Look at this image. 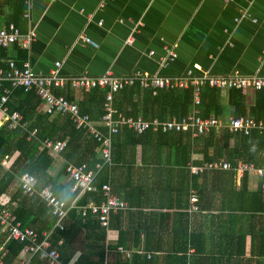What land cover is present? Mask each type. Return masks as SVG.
<instances>
[{
  "label": "crops",
  "instance_id": "0c3cea01",
  "mask_svg": "<svg viewBox=\"0 0 264 264\" xmlns=\"http://www.w3.org/2000/svg\"><path fill=\"white\" fill-rule=\"evenodd\" d=\"M102 1L25 0L24 12L30 10V18L23 13L18 23L11 19L16 11L5 3L0 9V25L14 23L23 32L36 28V38L30 48H24L26 58L23 60H29L36 72L48 73L60 61V73L64 76L83 73L98 76L110 67L118 75L136 69L178 75L189 68L198 74L205 70L213 74L235 71L264 74V0H105V5L99 8ZM244 9L257 21L243 19L237 24L235 18ZM88 12H94L91 19ZM134 27H137L133 32L135 40L126 44ZM81 32L92 37L97 46L83 43L79 39ZM168 46L174 48L178 56L169 66L161 67L158 60L166 54ZM6 49L7 55L0 56V66L7 67V59L11 57L17 62L22 58L16 45ZM54 91L79 105L88 103L94 122L104 129L102 107L90 99L89 90L66 84L55 87ZM228 91L222 90L223 115H212L220 121V125L212 129L219 137L227 128L236 131L230 127L231 119L238 117H234L229 105ZM245 96L247 114H250L255 106L254 89ZM20 99L14 97L15 102ZM34 102L36 99L28 101L25 107L32 108ZM194 107L193 101L192 111ZM13 112L10 109L0 112V127L8 123L10 128L21 127L29 134L37 129L39 133L38 127H31V122L20 112V124L11 127L7 116ZM32 112L34 118L46 114L50 122L56 120V126L67 118V115L46 112L42 99ZM152 132L156 135L161 131ZM29 134L28 139H32ZM155 135L150 133L139 142H130L129 135L125 134L119 141L125 147L121 153L116 152L117 161L110 164L109 183L112 193L126 202L127 207L113 210L109 225L101 223L106 227L102 240L93 222L78 233V223L73 225L76 233L71 247L75 253L68 264H75L79 256L90 254L89 251L87 258L91 261L87 264H98L101 254L97 252L103 247V264L120 261L121 264H172L178 260L186 264H264V212L251 208V193L259 190L264 177L254 172L241 174L235 169L210 168L194 181L189 172L182 174L181 170L198 165L203 160V152H193L186 167H182L180 164L184 163L186 155L175 151L181 141L169 144L168 137L165 140ZM234 142L231 138L230 145ZM96 150L101 157L100 147ZM49 153L54 158L49 173L65 186L72 181L67 169L64 170L67 160L62 152ZM18 155L16 152L0 160V179L11 172ZM46 186L53 190L51 183ZM18 188L19 177L0 195V206L11 210L16 204L14 195L18 194ZM192 194L198 198L195 208ZM91 202L95 201L90 199L88 203ZM50 215L49 209L42 213L40 220L45 222ZM3 233L6 234L2 232L1 237ZM99 243L103 247H99ZM2 244L0 257L5 260L8 251ZM21 261L49 264L45 254L31 255L26 247L9 264Z\"/></svg>",
  "mask_w": 264,
  "mask_h": 264
},
{
  "label": "trees",
  "instance_id": "16d2710c",
  "mask_svg": "<svg viewBox=\"0 0 264 264\" xmlns=\"http://www.w3.org/2000/svg\"><path fill=\"white\" fill-rule=\"evenodd\" d=\"M5 3L12 5L13 9L16 11V16L11 17V19L18 23L19 18L23 16V13H25L24 11L27 8L25 0L0 1V9ZM16 47L21 50L22 58L18 61L21 65L23 60L26 58V52L24 51V48L17 45ZM6 55L7 49L0 46V56L5 57ZM7 86H10V83L4 82L3 87L0 88V98L4 93L3 89ZM108 91V88L95 87L90 89L88 93L90 99L96 101L100 107H102L101 117L104 114L103 104L106 100ZM254 92L255 106L253 107L254 109H251L252 111L250 114H247L245 94L237 88L229 89V105L233 108L234 117L253 116L258 121L264 120V88L259 90L256 89ZM15 96L21 98L19 102H15ZM222 97L223 95L221 89L206 86L202 90L201 94L200 108L202 116L210 117L214 114L216 117H221L225 108L222 104ZM35 99L36 102L33 103L31 106L32 108L29 106L25 107V103ZM193 101L194 92L192 87L159 89L157 93H154L153 90L144 88L139 83H136L116 91L114 93L113 104L124 114V116L137 117L141 115L145 119L149 120L155 117L160 120H167L172 118L182 119L183 117L189 115L192 112ZM40 103L41 99L34 91H25L24 88L15 89L6 102V105L11 112H20L25 120H29L31 122V127H38L39 133L37 138L28 139L29 132L21 127L10 128L8 123H5L0 127V160L7 156L11 157L16 152H19V155L12 164L11 172H6L2 179H0V195L6 191L10 184L16 181L17 177H20L24 172H29L37 176L38 189H41L51 183L54 190L53 192H55L59 198L61 197L68 206L74 201L77 202L79 206L87 205L90 199H93L97 203H101L103 198H106L102 187L104 184L109 183L110 168L112 165L106 163L98 171L94 180L95 190H87L84 194H80L81 188L72 190L75 183L73 179L65 186L53 179L49 170L53 164L54 158L49 153L48 149H42L40 147L41 140L45 138L66 140V146L61 151L62 155L67 160L64 170L67 169L69 163H73L75 165L86 163L90 168L95 169L98 163L103 162V159L98 156V152L96 150L100 147L99 142L90 137L89 132H87L86 129L77 128L69 116H67L65 121H63L60 126H56V120L50 122L46 114L39 118H34L32 111L35 107H38ZM80 108L82 112L88 113L91 116L88 103L80 105ZM91 118L93 119L92 116ZM103 130H105V128ZM150 133L155 135L152 130H148L144 134H136L134 131L124 127L114 137L112 162L117 161L116 152L121 153L125 147L123 143L119 142L125 134L129 135L130 142H139L142 140L143 136ZM219 136V134L212 130L210 133L200 134L196 137H193L190 131L158 132V134L154 137H160L165 140L168 137L169 144H175V140L181 141L180 146L178 145V148H175V151L179 150L182 155H186V160L183 161L184 163L180 164L182 167H186L188 157H190L193 152H203V160L199 161V163H197L198 165H203L212 160L219 161L218 159L223 158L230 161L234 166L239 161H246L253 162L257 166L264 167L263 130L252 129L246 134L242 130L237 129L236 131H231L227 128L223 131L222 136ZM231 138L235 140L233 146L230 145ZM206 170L208 169H205L201 173H204ZM185 172H189V176H193L194 181H196L198 179V175L201 174L198 173L193 175L194 173L192 174L190 167L188 169L181 170L182 174ZM245 176L243 178L244 183L246 178ZM263 182L264 180L261 181L258 191L251 193V208L254 211L264 212ZM111 191H113L112 188ZM28 196L23 193V189L19 185L18 194L14 195L16 204L12 205V213L16 216V220L21 223L22 228H34L40 233L44 231H52L51 248H55L60 252V258L63 264H68L75 253L71 247L73 235L76 233V231L72 230L73 225L78 223V233L82 227H87L89 226V223L93 222V227L96 228L99 239L102 238L106 227L101 225L99 214L89 211L86 215H83L82 210L79 209L78 206L72 207L68 211V217L65 220L64 228L60 229L59 227H56L57 217L52 213L50 218L45 222L40 220L42 213L48 212L50 209L48 208L49 206L47 202L38 194ZM25 201H27L26 204H24ZM0 207L6 208L4 206ZM8 209L10 210V207ZM0 229V232H5L2 228ZM2 232L0 234V243H3L2 245H5L4 247L7 248L8 252L6 253L4 261L9 264L12 263L22 249L30 243V240H17L11 237L8 232H5L6 234L3 233L4 237H1ZM99 244V247H103L102 243ZM89 252L91 254V251ZM97 253L101 254L98 264H103L105 260L104 247L103 250L98 251ZM38 254H45L48 259L47 250H38L33 255ZM90 254H82L79 256L75 264H87L91 261L87 258ZM182 262V260H178L176 262H172V264H186V262ZM121 263V261L118 262V264Z\"/></svg>",
  "mask_w": 264,
  "mask_h": 264
},
{
  "label": "built area",
  "instance_id": "2783aa9c",
  "mask_svg": "<svg viewBox=\"0 0 264 264\" xmlns=\"http://www.w3.org/2000/svg\"><path fill=\"white\" fill-rule=\"evenodd\" d=\"M8 1V0H0ZM231 1V0H225ZM105 5L103 0L99 8ZM85 11L82 9V12ZM89 19L94 16V12L87 13ZM24 16L30 18V10L26 11ZM243 19H251L256 22L257 19L252 16L248 10H241L240 16L235 18L237 24ZM103 19H100L102 22ZM121 21H123L121 19ZM134 27L130 35L126 39V44H132L135 40ZM37 35L36 28L32 27L27 32H23L16 24L9 23L0 25V45L10 48L14 45L28 49L31 47ZM79 39L86 44L97 46L96 41L90 37L86 32L79 34ZM152 55L154 52H149ZM178 56V53L172 47H166V54L159 58L161 67H167ZM61 62H56L55 68L48 73L36 72L33 70L29 60H25L21 65L13 57L7 59V67L0 66V88L3 87L4 82H9L10 86L5 87L4 93L0 99V112H7L8 106L6 102L14 89L24 88L25 91H34L43 101L45 111L48 113H60L67 115L75 123L77 128L86 129L90 136L99 142L101 149L102 163H98L95 169L90 168L86 163L75 165L69 163L67 172L75 181L74 190L81 188V193L87 190L95 189L94 180L98 171L104 164H112V149L114 137L124 127L134 131L137 134H143L148 130L169 132V131H190L196 137L200 134L210 132L215 126L220 125V121L215 116L204 117L201 115L200 104L201 94L205 86L216 87L221 90H229L237 88L242 93L246 94L250 90H259L264 88V74L255 72L253 74H243L235 71L228 74H213L208 70L196 73L193 68H189L186 72L178 75H163L160 73H150L141 69H136L131 73L118 75L110 67L101 75L94 76L88 73H83L77 76H64L60 73ZM139 83L142 87L153 90L157 93L159 89L170 88H188L192 87L194 92V109L193 111L183 117L182 119L172 118L167 120H160L153 118L151 120L145 119L141 115L124 116L113 104L114 93L126 86H131ZM71 84L75 88L90 90L95 87L108 88L109 91L106 100L103 104L104 114L101 117V124L105 130L100 128L88 113L81 111L80 105L73 100H70L65 95L56 94L54 88L57 86H64ZM21 115L19 112H13L7 116L10 120V126L15 127L20 124ZM231 129L242 130L249 133L252 129H260L264 131V120H256L253 116H244L231 119ZM29 138H37L38 130L34 129L30 132ZM42 148L59 154L66 146L65 140H53L45 138L41 140ZM235 169L241 174L245 172H254L259 176L264 177V167L257 166L253 162L239 161L235 166L230 161H209L203 165H192L193 173L198 174L205 169ZM37 176L24 172L19 177V185L23 192L27 195L38 194L43 198L51 213L57 217L56 227L63 229L65 220L68 217V211L72 207L78 206L82 210V214L86 215L89 211L99 214L100 221L103 225H109L110 214L113 210L127 207V203L120 200L111 191L109 183L103 185V192L105 200L101 203L91 202L87 205L79 206L77 202L71 205L59 198L52 190L51 186H45L41 189L37 187ZM264 192V182L262 185ZM198 200L196 194H192L191 202L193 207ZM0 224L3 231L8 232L9 235L17 240H30L26 246V251L33 255L38 250H47L49 264H63L60 258V252L51 248V233L52 231H44L42 233L36 231L34 228L21 227V223L16 220V216L11 210L0 207ZM50 248V249H49ZM0 264H6L0 257ZM19 264H25L21 261Z\"/></svg>",
  "mask_w": 264,
  "mask_h": 264
}]
</instances>
